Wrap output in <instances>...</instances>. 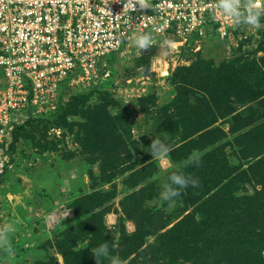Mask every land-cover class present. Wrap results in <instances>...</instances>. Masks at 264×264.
Returning a JSON list of instances; mask_svg holds the SVG:
<instances>
[{"label":"rangeland","instance_id":"obj_1","mask_svg":"<svg viewBox=\"0 0 264 264\" xmlns=\"http://www.w3.org/2000/svg\"><path fill=\"white\" fill-rule=\"evenodd\" d=\"M261 24L240 27L225 42L195 37L171 48L152 36L147 49L109 56L101 85L76 81L58 112L20 126L0 179V264H96L90 249L104 241L124 264H228L215 243L186 258L166 236L204 197L185 189L169 206L159 192L169 173L208 152L234 168L224 182L238 176L239 196L263 188L264 17ZM206 66L221 70L236 94L215 97L208 71L181 77ZM216 128L217 140L198 147ZM155 138L169 148L164 159L150 153ZM189 142L190 159H177ZM199 213L195 219L206 218ZM204 230L217 241L216 230Z\"/></svg>","mask_w":264,"mask_h":264},{"label":"built area","instance_id":"obj_2","mask_svg":"<svg viewBox=\"0 0 264 264\" xmlns=\"http://www.w3.org/2000/svg\"><path fill=\"white\" fill-rule=\"evenodd\" d=\"M125 3L0 0V179L10 168L16 130L58 112L64 89L76 81L101 85L110 75L103 69L108 57L131 51L137 34L174 44L195 37L225 42L245 28L226 18L216 0H146L148 6L131 9ZM3 220L0 209V241Z\"/></svg>","mask_w":264,"mask_h":264},{"label":"trees","instance_id":"obj_3","mask_svg":"<svg viewBox=\"0 0 264 264\" xmlns=\"http://www.w3.org/2000/svg\"><path fill=\"white\" fill-rule=\"evenodd\" d=\"M211 67L213 69L212 72L208 70L209 67L205 70L194 67L181 77L192 76L195 71H197L196 73L202 71L207 73L208 71L207 76H215L213 78L215 82L212 84L213 89H210L211 92L217 93L215 97L224 98L229 96V94H236L235 91L237 89H234L229 82H225L224 76L221 77L225 74L221 70L215 69L214 66ZM246 67L248 66L246 65ZM179 78L180 76L178 75L175 77V79ZM260 95L261 92L257 97ZM232 111V109H229L226 114ZM237 116L240 117L239 114ZM217 131L222 132L219 128H216L214 131L210 130L205 133L200 137L201 140L197 146L206 148L210 142L214 143L218 138L216 135ZM17 141L18 129L14 134L12 150L15 149ZM196 142H199V140H196ZM189 145H192V143L189 142L178 149L181 152L176 155L177 159H190L192 153L187 151ZM214 154V152H208L200 158L198 157L193 161L190 160L183 167L182 170L200 181L198 187L189 186L187 188L188 196L198 193L199 199L202 196L204 198L198 201L194 212L187 215L186 219L184 218L185 220L178 222L166 236L172 235V245L179 249L181 254L184 253L183 256L186 258L204 256V251L209 246H212L211 243H215V249H221L225 253L224 257L219 259L222 263L225 261L228 264H264V255L262 254L264 253V176L261 180L263 183L261 190H257L249 196H239L240 185H238V176H232L230 181L224 182L230 176V172L233 173L234 168L228 167L226 169L222 167L224 166L223 164L215 163L217 159L214 158ZM241 174L245 175L243 180H249L246 172ZM198 210L206 215L205 219H202V216L201 219H195V214H200ZM205 228L216 230V233H218L217 241L214 240V237H211L208 230H204ZM200 234L206 236L205 242L208 243H205V245L203 240L200 239Z\"/></svg>","mask_w":264,"mask_h":264},{"label":"clouds","instance_id":"obj_4","mask_svg":"<svg viewBox=\"0 0 264 264\" xmlns=\"http://www.w3.org/2000/svg\"><path fill=\"white\" fill-rule=\"evenodd\" d=\"M143 8L148 6L146 0H126L124 7L126 8ZM216 7L222 12L226 18H231L236 24H245L254 29L260 28L261 17H264V7H260L258 0H216ZM165 45L171 48L174 42L170 39L163 41ZM134 44L138 49H147L152 44L151 33L137 34L134 39ZM153 158L164 159L169 152V148L159 139H154L149 147ZM200 181L188 174L184 170L173 171L168 174L167 181L161 186L159 198L169 204L176 203V199L181 195V192L189 186L195 188L199 186ZM92 257L96 264H103L106 258H110V264H124V261L116 256H112L110 245L107 241L101 242L90 249ZM264 254V253H262Z\"/></svg>","mask_w":264,"mask_h":264},{"label":"bare ground","instance_id":"obj_5","mask_svg":"<svg viewBox=\"0 0 264 264\" xmlns=\"http://www.w3.org/2000/svg\"><path fill=\"white\" fill-rule=\"evenodd\" d=\"M159 63V62H158Z\"/></svg>","mask_w":264,"mask_h":264}]
</instances>
